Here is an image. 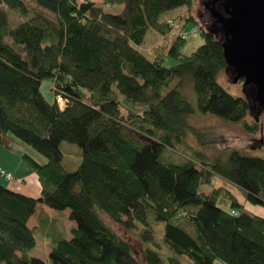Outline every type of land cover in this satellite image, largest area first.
I'll list each match as a JSON object with an SVG mask.
<instances>
[{
    "label": "trees",
    "instance_id": "1",
    "mask_svg": "<svg viewBox=\"0 0 264 264\" xmlns=\"http://www.w3.org/2000/svg\"><path fill=\"white\" fill-rule=\"evenodd\" d=\"M33 1L0 0V145L16 137L45 158L22 155L40 181L37 197L0 185V264H264V217L225 185L211 186L218 176L264 206V158L189 121L213 114L264 133L250 84L235 96L217 80L227 67L224 34L209 9L202 26L192 0ZM188 23L204 42L185 55ZM166 56L176 63L164 66ZM45 80L53 101L40 90ZM185 80L195 101L181 91ZM62 141L80 148L73 170L62 165ZM38 203L68 210L75 223L71 237H52L47 261L30 254L27 221ZM141 250L143 260L133 252Z\"/></svg>",
    "mask_w": 264,
    "mask_h": 264
},
{
    "label": "rangeland",
    "instance_id": "2",
    "mask_svg": "<svg viewBox=\"0 0 264 264\" xmlns=\"http://www.w3.org/2000/svg\"><path fill=\"white\" fill-rule=\"evenodd\" d=\"M26 1L31 5L34 4L33 0ZM208 2L209 0H192L191 3L192 15L197 24H201L202 26H207L208 24V21L206 20V14H208ZM164 14L168 16L170 12H166ZM194 31L195 33L193 34L192 32ZM175 32V27L168 32L169 37H167V40H164L165 44H169ZM184 32H187V37L180 48V53L188 55L204 42V38L201 35L198 25H193L192 23H188L186 25ZM160 48L164 50V43H161ZM148 49L151 51L150 48ZM175 63V60L169 56H166L163 61V65L166 67H170ZM234 75L230 72L223 71L218 74L217 80L228 93L235 96H244L245 93L243 80L238 79V81L235 82ZM52 85L53 84L51 80H45L40 86L41 92L48 101H53L54 99V91L51 89V87L53 88ZM181 91L187 96L188 99L195 101V95L192 90V86L188 83V81L185 80V83H182ZM252 118L253 117L251 114L247 116V120L250 122ZM189 121L192 125L199 128H213L215 133L227 140L228 145L240 148L246 151L248 155L264 158V133L261 131H257L256 133H247L240 125L232 124L225 119L213 114L196 113L190 117ZM11 140V147L8 149L0 145V170L10 173L12 175V179L7 180L0 173V185L7 186L12 184L10 186L12 190L37 197L41 187L40 181L38 180L34 170L24 163L22 155L23 153H28L42 163L45 162V158L32 147L21 142L16 137H12ZM185 140L187 145L196 146V143L194 142L195 139L190 135H187ZM60 149L63 153L62 165H64L68 170L75 169L80 161V148L74 143L62 141L60 143ZM208 150L214 151L211 149ZM219 185H225L232 192L237 201L244 206L246 211L264 217L263 205L253 204L247 201L244 192L240 188L225 182L218 176H214L211 181V186ZM218 205L225 209L230 207L229 201L224 199H220L218 201ZM42 208H44L43 211L42 209L38 208L37 211L40 214L37 219H33V223L37 224V228H34L33 230L36 243L31 249L30 254L47 261L48 253L53 247L52 237L57 232L61 233L65 237H71V225H75V223L68 218V210H55L47 207L44 204H42ZM46 222H49V227L46 226ZM154 229L156 239L159 240L161 238L160 234L162 233L163 222L154 223ZM118 230L127 240L131 242L133 248L138 246V248L141 249V247H144V244L141 245V242L139 241V243L132 234L123 231L122 228H118ZM133 252L138 259L143 260L144 256L142 250L140 254L135 251ZM175 256L180 258L181 261H185L183 256Z\"/></svg>",
    "mask_w": 264,
    "mask_h": 264
},
{
    "label": "water",
    "instance_id": "3",
    "mask_svg": "<svg viewBox=\"0 0 264 264\" xmlns=\"http://www.w3.org/2000/svg\"><path fill=\"white\" fill-rule=\"evenodd\" d=\"M207 7L224 34L226 71L250 84L264 108V0H209Z\"/></svg>",
    "mask_w": 264,
    "mask_h": 264
},
{
    "label": "crops",
    "instance_id": "4",
    "mask_svg": "<svg viewBox=\"0 0 264 264\" xmlns=\"http://www.w3.org/2000/svg\"><path fill=\"white\" fill-rule=\"evenodd\" d=\"M6 149H8V148H6ZM24 154V153H23ZM12 184H10V185H7L6 187H8V188H10V186H11ZM40 186H41V184H40ZM11 189V188H10ZM40 190H41V187H40ZM40 190H39V193H40ZM23 193V192H22ZM39 193H38V195H39ZM24 194H26V193H24ZM26 195H28V194H26ZM38 208H40V209H42V211L44 210V208H42V204H40V203H38L37 205H36V207H35V212H34V214L28 219V221H27V226L30 228V229H32V230H34V228H37V224H34L33 223V219L35 220V219H37V217L39 216V214L40 213H38ZM69 212V211H68ZM32 221V222H31ZM43 221V220H42ZM46 226L47 227H49L50 226V224H49V222H46ZM72 227H74L75 225H71ZM65 237V236H64Z\"/></svg>",
    "mask_w": 264,
    "mask_h": 264
},
{
    "label": "built area",
    "instance_id": "5",
    "mask_svg": "<svg viewBox=\"0 0 264 264\" xmlns=\"http://www.w3.org/2000/svg\"><path fill=\"white\" fill-rule=\"evenodd\" d=\"M56 101L58 103V106L60 109H63V107L65 106V100L62 98L61 95L57 94L56 95ZM0 173L7 179V180H11L12 179V175L10 173H6L4 170H0Z\"/></svg>",
    "mask_w": 264,
    "mask_h": 264
},
{
    "label": "flooded vegetation",
    "instance_id": "6",
    "mask_svg": "<svg viewBox=\"0 0 264 264\" xmlns=\"http://www.w3.org/2000/svg\"><path fill=\"white\" fill-rule=\"evenodd\" d=\"M242 80L244 81V79L242 78Z\"/></svg>",
    "mask_w": 264,
    "mask_h": 264
}]
</instances>
